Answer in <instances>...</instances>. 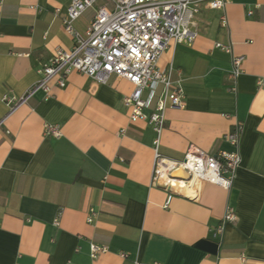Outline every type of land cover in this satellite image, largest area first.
I'll return each instance as SVG.
<instances>
[{
  "label": "crops",
  "instance_id": "0c3cea01",
  "mask_svg": "<svg viewBox=\"0 0 264 264\" xmlns=\"http://www.w3.org/2000/svg\"><path fill=\"white\" fill-rule=\"evenodd\" d=\"M70 2L0 0V264H264V0L203 5L193 43H173L159 59L185 93L184 107L166 110L163 156L231 151L227 135L242 125L233 186L202 182L169 204L152 180L156 131L123 102L129 80L73 71L49 96L38 90L15 108L4 100L24 96L56 48H72ZM97 8L76 20L82 34ZM232 54L244 56L237 80ZM228 206L237 220L219 233ZM92 242L107 251L94 258Z\"/></svg>",
  "mask_w": 264,
  "mask_h": 264
},
{
  "label": "built area",
  "instance_id": "2783aa9c",
  "mask_svg": "<svg viewBox=\"0 0 264 264\" xmlns=\"http://www.w3.org/2000/svg\"><path fill=\"white\" fill-rule=\"evenodd\" d=\"M98 0H71L63 19L65 30L73 37L70 49L58 47L50 60L42 66L41 79L19 100L4 96V100L15 108L26 102L38 90L47 96L53 84L64 87L70 72L91 76L106 83L113 75L125 78L134 84V90L124 96V105L131 110V120H146L156 131L154 140L153 184L165 188L169 204L175 194L183 193V186L197 189L202 182H211L230 189L242 163L240 138L242 125L237 123L227 135L234 146L231 151L220 150L208 153L190 146L182 160L163 156L159 150L161 135L165 127L166 110L169 107L185 106V93L179 80L173 79V66H159L162 53L173 43L192 44L198 35L194 28L196 17L203 5L224 9L228 0H106L97 9L86 33L75 27V22ZM227 24V18H222ZM216 46L232 53L230 45L217 42ZM244 56L232 54V69L229 76L237 80L242 73ZM264 86V76L258 80ZM236 89V86H233ZM148 95L145 97V93ZM151 109L150 113L145 110ZM46 133L60 135L56 125L48 124ZM184 170L186 177L178 174ZM179 187V188H178ZM91 209L89 221L95 215ZM237 220L233 207L228 206L218 232L223 233L228 222ZM107 247L91 243L92 256L106 252ZM122 256H127L122 252ZM135 264H140L135 261ZM158 264V263H156Z\"/></svg>",
  "mask_w": 264,
  "mask_h": 264
},
{
  "label": "rangeland",
  "instance_id": "374dc122",
  "mask_svg": "<svg viewBox=\"0 0 264 264\" xmlns=\"http://www.w3.org/2000/svg\"><path fill=\"white\" fill-rule=\"evenodd\" d=\"M106 0H98L95 6L99 7L101 4L105 3Z\"/></svg>",
  "mask_w": 264,
  "mask_h": 264
},
{
  "label": "bare ground",
  "instance_id": "6f19581e",
  "mask_svg": "<svg viewBox=\"0 0 264 264\" xmlns=\"http://www.w3.org/2000/svg\"><path fill=\"white\" fill-rule=\"evenodd\" d=\"M179 188V187H178ZM182 192H185V190H188V188L186 186H183L181 189H180Z\"/></svg>",
  "mask_w": 264,
  "mask_h": 264
}]
</instances>
